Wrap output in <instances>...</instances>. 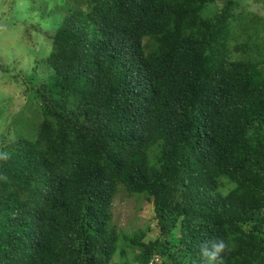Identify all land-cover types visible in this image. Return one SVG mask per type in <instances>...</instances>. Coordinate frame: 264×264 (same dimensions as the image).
I'll return each mask as SVG.
<instances>
[{
  "label": "trees",
  "instance_id": "trees-1",
  "mask_svg": "<svg viewBox=\"0 0 264 264\" xmlns=\"http://www.w3.org/2000/svg\"><path fill=\"white\" fill-rule=\"evenodd\" d=\"M40 1L51 51L24 76L37 122L0 144V264H113L120 191L154 206L157 238H126L143 264H201L213 240L215 264H264V18L242 0H61L46 18Z\"/></svg>",
  "mask_w": 264,
  "mask_h": 264
},
{
  "label": "rangeland",
  "instance_id": "rangeland-1",
  "mask_svg": "<svg viewBox=\"0 0 264 264\" xmlns=\"http://www.w3.org/2000/svg\"><path fill=\"white\" fill-rule=\"evenodd\" d=\"M12 1L0 0V17H10V20L0 19V144L4 137H9L6 126L15 120L28 126L29 123L35 124L39 118V110L32 106L30 86L24 76L34 71L37 61L49 57L51 44L48 36L53 35L51 25L40 22L46 3L25 0L26 4L19 7L20 16L12 18ZM59 1L48 0L46 18L51 9L59 10ZM241 4L264 18V0H242ZM45 48L48 52L44 51ZM16 126L19 131L20 124ZM154 216V206L146 197L129 196L120 191L113 207L112 226L120 234L119 252L113 264H143L140 260L142 249L133 246L126 238L135 240L141 233H148L146 243L157 238L156 233L151 231L155 226Z\"/></svg>",
  "mask_w": 264,
  "mask_h": 264
},
{
  "label": "clouds",
  "instance_id": "clouds-1",
  "mask_svg": "<svg viewBox=\"0 0 264 264\" xmlns=\"http://www.w3.org/2000/svg\"><path fill=\"white\" fill-rule=\"evenodd\" d=\"M210 244L211 247H209L208 244H205L200 248L199 255H200L201 264H215L217 257L224 250L225 247V244L220 242L219 240H213L210 242Z\"/></svg>",
  "mask_w": 264,
  "mask_h": 264
},
{
  "label": "built area",
  "instance_id": "built-area-1",
  "mask_svg": "<svg viewBox=\"0 0 264 264\" xmlns=\"http://www.w3.org/2000/svg\"><path fill=\"white\" fill-rule=\"evenodd\" d=\"M160 262H161V258L158 257V256H156V257L151 261L150 264H157V263H160Z\"/></svg>",
  "mask_w": 264,
  "mask_h": 264
}]
</instances>
